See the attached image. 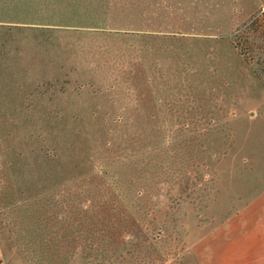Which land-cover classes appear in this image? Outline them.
I'll return each mask as SVG.
<instances>
[{
	"label": "rangeland",
	"instance_id": "rangeland-1",
	"mask_svg": "<svg viewBox=\"0 0 264 264\" xmlns=\"http://www.w3.org/2000/svg\"><path fill=\"white\" fill-rule=\"evenodd\" d=\"M118 3L0 0L9 264H218L233 187L264 180V76L231 42L264 1L156 38Z\"/></svg>",
	"mask_w": 264,
	"mask_h": 264
},
{
	"label": "crops",
	"instance_id": "crops-1",
	"mask_svg": "<svg viewBox=\"0 0 264 264\" xmlns=\"http://www.w3.org/2000/svg\"><path fill=\"white\" fill-rule=\"evenodd\" d=\"M118 7L121 23L115 30L156 38L203 30L231 32L254 11L257 0H119ZM254 180L233 187V210L222 232L230 235L231 248L223 251L218 264H264V180ZM0 260L11 261L1 242Z\"/></svg>",
	"mask_w": 264,
	"mask_h": 264
},
{
	"label": "trees",
	"instance_id": "trees-1",
	"mask_svg": "<svg viewBox=\"0 0 264 264\" xmlns=\"http://www.w3.org/2000/svg\"><path fill=\"white\" fill-rule=\"evenodd\" d=\"M231 42L246 62L256 65L264 76V7L231 36Z\"/></svg>",
	"mask_w": 264,
	"mask_h": 264
}]
</instances>
